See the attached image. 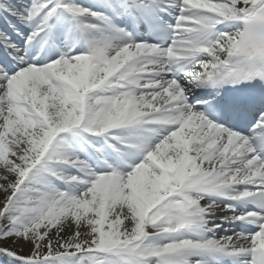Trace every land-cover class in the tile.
<instances>
[{
    "label": "snow or ice",
    "instance_id": "obj_1",
    "mask_svg": "<svg viewBox=\"0 0 264 264\" xmlns=\"http://www.w3.org/2000/svg\"><path fill=\"white\" fill-rule=\"evenodd\" d=\"M0 264H264V0H0Z\"/></svg>",
    "mask_w": 264,
    "mask_h": 264
},
{
    "label": "rangeland",
    "instance_id": "obj_2",
    "mask_svg": "<svg viewBox=\"0 0 264 264\" xmlns=\"http://www.w3.org/2000/svg\"><path fill=\"white\" fill-rule=\"evenodd\" d=\"M27 251V247H25V252Z\"/></svg>",
    "mask_w": 264,
    "mask_h": 264
}]
</instances>
